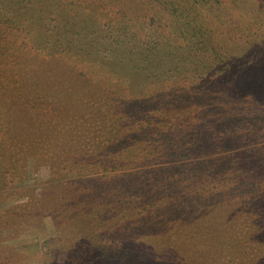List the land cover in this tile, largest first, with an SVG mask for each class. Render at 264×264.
<instances>
[{"label": "trees", "instance_id": "16d2710c", "mask_svg": "<svg viewBox=\"0 0 264 264\" xmlns=\"http://www.w3.org/2000/svg\"><path fill=\"white\" fill-rule=\"evenodd\" d=\"M7 55L28 58L29 63L26 59L23 63L27 68L19 65L17 71L12 65L3 75L1 58L7 60ZM36 57H41L42 75L34 77ZM111 64L137 75L120 77ZM97 70L104 79L96 80ZM210 75L213 88L224 83L238 86L236 90L250 95L264 112V0H0V108L5 109L0 115V160L5 157L11 166L14 161L26 166L29 157L35 158L78 192L88 227L76 250L77 262L163 264L145 261L146 247L139 249L137 232L148 220L166 216L167 208L160 203L176 197L184 186L179 175L198 181L193 187L206 175L196 168L198 163L184 160L192 147L197 156H206L200 162L207 171L205 179L224 177L222 165L211 168L213 161L206 150L212 145L207 143L211 136L217 135L226 148L236 147L250 156L245 167L255 169L251 168L252 178L239 176L227 200L216 208L224 202L238 205L242 212L243 207L249 208L224 220L218 212L220 218L210 217L213 226L208 234L215 233L218 245L203 239L210 213H202L193 217V225L177 227L176 238L159 232L157 247H168L171 257H178L163 260L164 264H204V258L212 257L214 264H240L241 258L247 264L245 253L239 258L231 251L219 259L215 252H223L231 234L239 235L248 226L240 220L243 215L247 219L251 209L250 228L258 224L264 230V141L249 143L248 138L234 137L221 120L206 122V114H200L202 121L192 126L175 125L179 130H168L154 122L151 109L143 110L145 125L137 136L128 134L101 144L92 135L100 108L109 100L117 104L116 114L131 115L130 97L137 100L130 107L141 109L139 98L149 93L154 105L148 108L155 114L157 106L172 108L168 100L176 90L186 93L189 84L202 88ZM162 86L163 90L155 91ZM201 96L209 104L208 93ZM200 127L211 136L203 140ZM131 139L145 146L132 159L127 157ZM14 172L0 174V191L8 187L5 182ZM237 220L241 227L235 231ZM188 235L193 236L192 242Z\"/></svg>", "mask_w": 264, "mask_h": 264}, {"label": "rangeland", "instance_id": "374dc122", "mask_svg": "<svg viewBox=\"0 0 264 264\" xmlns=\"http://www.w3.org/2000/svg\"><path fill=\"white\" fill-rule=\"evenodd\" d=\"M1 59L3 62V73H1L3 75H6L7 71L11 70L12 65L15 70L18 71L20 70L19 65L27 68L25 67L26 64L23 66V63H25L26 60L29 63L28 58L20 60V57L17 58L9 55H7V60ZM35 59L36 61L33 63L37 66H34V69L32 68V74L34 77H37L38 73H40V76L42 75L41 70L38 69V65L41 64V57H36ZM110 66L112 68L114 67L112 72L120 77L124 78L127 76L133 79L137 75L136 72L133 73L128 69L125 70L124 67L112 66V64ZM94 72L99 74L96 80L104 79L103 74H100L98 70ZM213 77V75H210L208 76L209 80L207 83L202 82V88L205 89L204 91H202L201 87V89H194L192 84H189L188 88H185L186 93L180 90H176L175 94L169 92L173 94V99L168 100L172 108L160 109L159 106H157L156 109L159 110H155V114H152V108H148L150 104L152 106L154 105L151 103V99H153L154 96L149 93L139 98L143 105L141 109L138 108L139 106H136L137 109H132V107H130L133 106L134 103L137 105V100L130 97L128 103L130 106L128 108L132 110L131 115L125 113V111L124 113L116 114L115 109L117 104L115 105V101L111 102V100H109L107 104L105 103L102 108H100V119L92 130V135L98 138L97 142L101 144H106L105 142L108 140L111 141L121 136H127L128 134H132V137L137 136L140 127L142 125L144 127L145 125L144 116L142 115L143 110L145 109V111H147L151 109L149 113L154 115L152 119L156 118L154 122L157 125H163L165 128H168V130L174 131L177 128V126L174 127L175 125L182 127L186 125L192 126L193 123H197L198 119L202 121L200 114H206V122L214 123L216 118L219 121L221 120L222 123H224V129L234 137L242 136L243 139L248 138L247 142L249 143L259 141L260 139L264 141L263 110L256 107L255 103L250 99V95L241 94L239 91L240 89L236 90L238 86L224 83L223 85L216 84L215 88H213V81H211ZM121 80L123 81L122 78ZM121 80L118 81L122 82ZM163 89L164 86L156 88L155 91L160 92ZM205 93H208V98H211L207 105L203 102V96H201ZM133 100L136 101L134 102ZM207 106L209 109H207ZM0 109V115L2 113L4 115L5 109ZM94 123L96 122H93V124ZM210 123H206L205 125ZM210 128H213V126L210 125ZM200 129L201 138H203V140L207 139L209 134L205 133V128L200 127ZM249 132L253 133V136L249 137ZM132 140L133 139H131V142L133 144L130 145V148L127 150V157H131V159L143 153L142 150L145 148L144 143L137 141L133 142ZM215 141L217 145H213ZM207 143L208 145H212L206 148L204 144L201 154L206 148L210 153L209 160L211 159L213 161L211 168L215 167L213 165H222L220 169H225L226 172L224 177L212 180L205 179L207 171L200 162H203L206 156H197L196 150L193 152L192 147L189 158L184 160L198 163L196 168L199 169L200 173H205L206 175L200 178L201 182L199 180L200 183L193 187V182L198 181L190 182L191 178L188 177V175L183 177L179 175L178 178V174H176L178 180H180L179 182H181L183 178L184 186L179 189L180 191L175 195L176 197L173 199L166 197L160 203V205L167 208L166 216L159 215L155 222H153L154 219H151V221L148 220L146 226L137 232L138 238L136 242L139 243V249L146 247V251L144 252L145 261L152 263L151 260H153L164 264V262H168L169 260L176 261L178 259L175 254L171 257L172 254L167 251L168 247L162 250L157 247L159 242L157 243V238L155 236L160 234L159 232L164 231L167 237H169L170 232L172 236L176 238V236L178 237L177 227L183 225V223L193 225L194 216H202L206 213L209 215L210 213V216H206L208 218L206 225L209 226L204 230L203 239L206 242L217 244L218 241L214 238L215 233H213V236L208 234L212 232H209V230L210 227L213 226L211 223L212 218L210 217H219V215H217L218 212L221 213L220 217L224 220L226 216L231 217L233 215H238V213H243L249 208L243 207L242 212V209H240L238 205H231L233 204L232 202H224V204L226 203L225 205H221L219 208L216 207L222 204L223 199L227 200L226 195L239 176L243 177L244 174L245 178H252L251 175L254 173L251 168L255 169L254 166L250 168V171L245 167V158L250 156L247 155V157H245L246 154L243 150H238L236 147L226 148L223 140L217 135L211 136V142ZM261 152L264 153V147ZM234 157L237 160H233ZM4 160L5 157L0 160L2 161L0 174L9 169H11V172H14L13 168H15V166L20 170H18L17 173L14 172L13 175H8L9 181L5 182L8 187L0 191V263L81 264L80 259H78L79 261L77 262L76 257H78V254L76 250L77 247L83 243V238H85L83 229L85 230L88 226L87 222L84 220V218L87 217V211L85 212V210L82 209V204L78 201V192L74 190L73 186L69 184L66 178L58 180V178H60L58 175L55 177L45 169L47 166L46 163H41L35 160V158L29 157L26 166H23L22 162L16 161L13 162L15 166H11L9 160ZM234 161L238 162L234 163ZM177 163L179 164L181 161ZM194 163L193 165L196 166ZM206 167H208V164H206ZM222 193L224 196H221ZM184 200H186L185 202L188 204H185L183 202ZM170 201H174L175 203L170 204ZM153 212L154 210H152V213ZM194 213L196 215H194ZM253 213L251 209L249 215H246L248 217L247 219H245V215H243L240 221L244 222V225L247 221L248 226L242 229L239 235L231 234L232 238L228 241V244L225 245L227 247L224 251L215 252V255L218 254V256L216 255L217 258L220 259V256H226L233 251L238 254L239 258L240 254L245 253L247 264H264V230L259 228L258 224L250 228L251 222H253ZM222 215L224 217H222ZM240 221H236L235 231H238L241 227L240 224H238ZM192 227L193 226H190L189 229ZM76 230H79V232ZM75 233H77V235L74 238ZM191 236H187V240L190 242H192L191 238H193V236ZM240 261L243 262L240 264H246L243 258H241ZM214 263L213 257L208 259L204 258V264Z\"/></svg>", "mask_w": 264, "mask_h": 264}]
</instances>
